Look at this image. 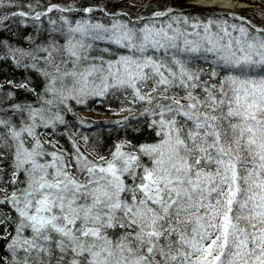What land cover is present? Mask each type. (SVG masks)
<instances>
[{
  "label": "snow or ice",
  "instance_id": "6c2138e0",
  "mask_svg": "<svg viewBox=\"0 0 264 264\" xmlns=\"http://www.w3.org/2000/svg\"><path fill=\"white\" fill-rule=\"evenodd\" d=\"M240 6L0 0V264H264V0Z\"/></svg>",
  "mask_w": 264,
  "mask_h": 264
},
{
  "label": "trees",
  "instance_id": "16d2710c",
  "mask_svg": "<svg viewBox=\"0 0 264 264\" xmlns=\"http://www.w3.org/2000/svg\"><path fill=\"white\" fill-rule=\"evenodd\" d=\"M45 2H47V0H45ZM53 3H58V2H64V0H52ZM128 2H132V0H128ZM145 2H147V0H145ZM156 0H153V3H155ZM160 3H166L167 0H159ZM246 9L242 10V11H245ZM250 10V9H249ZM9 70L7 67H4L2 69H0V79L3 78V73H7ZM95 111H93L92 113H95V114H99L100 116L99 117H94L93 115L89 116V118L91 120H105V119H109V118H112V119H115L116 117H111V113L107 112V107L103 104H96L93 106ZM113 107H115V104H113ZM103 116V118L101 117ZM106 116H110V117H106ZM100 131H103L102 129ZM106 135V133H105ZM65 141L62 140L61 143H64Z\"/></svg>",
  "mask_w": 264,
  "mask_h": 264
},
{
  "label": "bare ground",
  "instance_id": "6f19581e",
  "mask_svg": "<svg viewBox=\"0 0 264 264\" xmlns=\"http://www.w3.org/2000/svg\"><path fill=\"white\" fill-rule=\"evenodd\" d=\"M198 2L212 3V2H215V0H198ZM220 2L222 4L229 5V6L235 5V7H233V10H236L237 8L241 7L240 6L241 0H220Z\"/></svg>",
  "mask_w": 264,
  "mask_h": 264
},
{
  "label": "rangeland",
  "instance_id": "374dc122",
  "mask_svg": "<svg viewBox=\"0 0 264 264\" xmlns=\"http://www.w3.org/2000/svg\"><path fill=\"white\" fill-rule=\"evenodd\" d=\"M189 2H192V0H189ZM242 10H244V8L243 7H239V8H237L236 10H234V11H242ZM248 11H251V10H248ZM84 115H87L88 117L89 116H91V115H93L94 117H99L100 115L99 114H95V113H92V112H85V113H83ZM102 118H103V116H101ZM106 117H110V116H106ZM112 117V116H111Z\"/></svg>",
  "mask_w": 264,
  "mask_h": 264
}]
</instances>
